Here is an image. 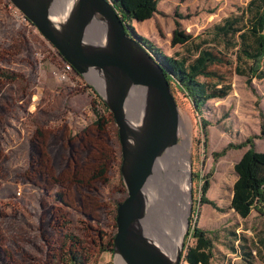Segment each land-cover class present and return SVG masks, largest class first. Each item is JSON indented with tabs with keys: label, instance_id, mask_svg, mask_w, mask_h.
I'll list each match as a JSON object with an SVG mask.
<instances>
[{
	"label": "rangeland",
	"instance_id": "obj_1",
	"mask_svg": "<svg viewBox=\"0 0 264 264\" xmlns=\"http://www.w3.org/2000/svg\"><path fill=\"white\" fill-rule=\"evenodd\" d=\"M247 2L160 0V11L151 20L136 22L135 29L167 54L184 53L183 46L171 42L176 9L183 26L197 34ZM14 7L0 0V249L6 251L0 253V264H10V256L12 264H63L65 234L81 241L89 264H116L108 240L117 231L118 203L128 195L119 127L103 103L98 82L75 67L67 79H59L54 69L66 59L38 28L23 25ZM220 69L228 72L232 90L210 99L202 113L182 91H173L192 140L191 166L180 179L187 181L192 169L189 217L217 231L210 264H249L228 246L231 231L249 237L254 264H260L264 205L247 217L231 207L234 164L249 144L221 155L215 151L248 138L264 150V78L250 83L228 67ZM100 116L102 124L96 122ZM203 116L210 121L207 134ZM208 175L207 195L217 206L199 201ZM98 231L104 233L103 241ZM187 232L183 246L194 242ZM101 245L108 248L102 250ZM181 264L187 262L182 259Z\"/></svg>",
	"mask_w": 264,
	"mask_h": 264
},
{
	"label": "water",
	"instance_id": "obj_2",
	"mask_svg": "<svg viewBox=\"0 0 264 264\" xmlns=\"http://www.w3.org/2000/svg\"><path fill=\"white\" fill-rule=\"evenodd\" d=\"M10 1L80 74L98 82L115 117L122 146L121 173L128 190L117 206L116 264H181L183 240L191 224L192 190L185 231L174 253L158 245L144 227L150 173L156 158L176 142L180 126V107L163 65L128 33L110 0H71L64 13L69 0ZM137 97L141 109L136 115L130 104ZM129 106H133L131 115Z\"/></svg>",
	"mask_w": 264,
	"mask_h": 264
},
{
	"label": "trees",
	"instance_id": "obj_3",
	"mask_svg": "<svg viewBox=\"0 0 264 264\" xmlns=\"http://www.w3.org/2000/svg\"><path fill=\"white\" fill-rule=\"evenodd\" d=\"M127 24V31L137 37L144 46L161 62L172 91L178 89L192 102L198 112L202 113L204 105L212 98L227 96L232 90V82L226 70L228 67L234 72L246 76L248 82L253 78H264V0H248L246 5L239 6L218 21L213 22L201 32L194 34L187 30L179 17L182 13L175 10V28L171 42L185 48L184 53H165L148 37L138 33L132 21L151 18L160 11V0H110ZM79 73V72H78ZM9 73H6L8 75ZM10 78H14L10 74ZM103 103L108 105L103 100ZM102 116L96 119L101 123ZM203 131L207 134L209 119L202 117ZM264 133V129H262ZM234 167L237 178L233 184L231 207L241 216L247 217L253 208L264 205V150H258L253 138L242 143L229 142L216 155L224 154L230 147L248 145ZM104 171V169H102ZM211 185L209 175L204 179L201 187V203H211L217 206L215 200L208 197ZM193 221V222H192ZM228 246L240 254L249 264L255 263L252 241L249 237L236 231H231ZM98 234L103 241L102 231ZM108 240L109 249H114V236ZM60 248L63 249V264H89L87 249L73 234H65ZM192 236L194 242L185 244L182 254L187 264H210L216 248L217 231H210L199 225L191 218L187 237ZM261 263L264 264V235L259 237ZM101 242V241H100ZM102 243V242H101ZM104 245L100 248L105 250Z\"/></svg>",
	"mask_w": 264,
	"mask_h": 264
},
{
	"label": "bare ground",
	"instance_id": "obj_4",
	"mask_svg": "<svg viewBox=\"0 0 264 264\" xmlns=\"http://www.w3.org/2000/svg\"><path fill=\"white\" fill-rule=\"evenodd\" d=\"M70 5L71 0L66 3L63 13ZM137 98L130 104L136 107V115L141 109ZM133 106H129L130 115ZM180 114L177 140L156 158L145 189L148 200V215L144 221L146 232L171 253L180 244L191 202L190 178L187 181L180 179L182 171L191 166V131L188 120L182 112Z\"/></svg>",
	"mask_w": 264,
	"mask_h": 264
},
{
	"label": "built area",
	"instance_id": "obj_5",
	"mask_svg": "<svg viewBox=\"0 0 264 264\" xmlns=\"http://www.w3.org/2000/svg\"><path fill=\"white\" fill-rule=\"evenodd\" d=\"M6 2H9L11 6H14L13 3L10 0H5ZM19 11V20L23 25H26L27 28L33 27L37 29L35 24L17 7H14ZM74 70V66L71 62L68 60H64L62 65L57 66L54 69V73L57 75V77L61 80H65L69 77V73Z\"/></svg>",
	"mask_w": 264,
	"mask_h": 264
},
{
	"label": "crops",
	"instance_id": "obj_6",
	"mask_svg": "<svg viewBox=\"0 0 264 264\" xmlns=\"http://www.w3.org/2000/svg\"><path fill=\"white\" fill-rule=\"evenodd\" d=\"M152 18H153V16H152L151 18H148V19H145V20H146V21H147V20H151ZM136 22L141 23V22H139L138 20H135V19H134V20L132 21V23H133L134 26L136 25ZM137 28H138V27H137ZM138 30H139V29H138ZM249 215H250V214H249Z\"/></svg>",
	"mask_w": 264,
	"mask_h": 264
},
{
	"label": "flooded vegetation",
	"instance_id": "obj_7",
	"mask_svg": "<svg viewBox=\"0 0 264 264\" xmlns=\"http://www.w3.org/2000/svg\"><path fill=\"white\" fill-rule=\"evenodd\" d=\"M96 175H97V173H96ZM101 238H102V237H101ZM1 250H2V251H1ZM3 251H4V253L6 252L5 250L0 249V253H3ZM10 264H12L11 256H10Z\"/></svg>",
	"mask_w": 264,
	"mask_h": 264
}]
</instances>
